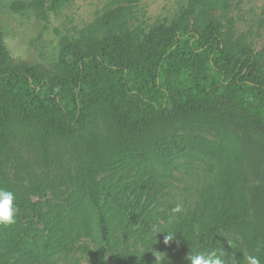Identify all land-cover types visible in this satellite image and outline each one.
<instances>
[{"label": "trees", "instance_id": "16d2710c", "mask_svg": "<svg viewBox=\"0 0 264 264\" xmlns=\"http://www.w3.org/2000/svg\"><path fill=\"white\" fill-rule=\"evenodd\" d=\"M139 2L109 0L48 69L0 27V188L52 194L0 224V264H264V49L235 36L233 0L148 30Z\"/></svg>", "mask_w": 264, "mask_h": 264}, {"label": "rangeland", "instance_id": "374dc122", "mask_svg": "<svg viewBox=\"0 0 264 264\" xmlns=\"http://www.w3.org/2000/svg\"><path fill=\"white\" fill-rule=\"evenodd\" d=\"M109 0H73L61 8L53 0H0L2 40L14 62H28L48 69L57 60L59 39L76 35L94 20ZM186 0H140L145 14L137 23L148 30L157 20H170ZM235 36L251 41L257 50L264 49V0H233L230 12ZM52 197L49 190L28 197L22 206L14 203L16 213H29V203Z\"/></svg>", "mask_w": 264, "mask_h": 264}, {"label": "clouds", "instance_id": "9594fccd", "mask_svg": "<svg viewBox=\"0 0 264 264\" xmlns=\"http://www.w3.org/2000/svg\"><path fill=\"white\" fill-rule=\"evenodd\" d=\"M15 199V193L0 188V224L15 223V214L17 211L14 204ZM172 211L173 213H178L181 211V208L176 206ZM173 239H175V233L172 231L166 232L164 243L167 244ZM244 258L247 264H261L258 256L247 254ZM186 260L188 261V264H230V262L231 264H239L235 259L234 253L226 252L223 249H220L219 251H189Z\"/></svg>", "mask_w": 264, "mask_h": 264}]
</instances>
